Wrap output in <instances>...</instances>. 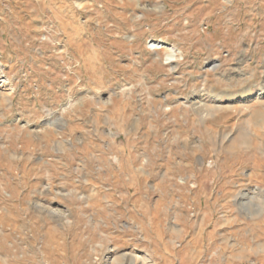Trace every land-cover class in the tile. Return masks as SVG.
I'll use <instances>...</instances> for the list:
<instances>
[{
  "label": "rangeland",
  "instance_id": "obj_1",
  "mask_svg": "<svg viewBox=\"0 0 264 264\" xmlns=\"http://www.w3.org/2000/svg\"><path fill=\"white\" fill-rule=\"evenodd\" d=\"M263 87L264 0H0V264H264Z\"/></svg>",
  "mask_w": 264,
  "mask_h": 264
},
{
  "label": "bare ground",
  "instance_id": "obj_2",
  "mask_svg": "<svg viewBox=\"0 0 264 264\" xmlns=\"http://www.w3.org/2000/svg\"><path fill=\"white\" fill-rule=\"evenodd\" d=\"M156 48L160 49L161 47H156ZM172 57L173 56L170 54L167 60H172ZM260 95L264 96V87L261 89ZM258 104H259V107L263 108L264 103L262 104L261 102H258ZM249 117L250 118L247 121L248 123L246 124V127L245 128L241 127L231 139L233 142L240 144V143H245V141L248 139H260L263 137V134H261L264 131V112L263 110L262 109L253 110L250 113ZM250 127H253L254 129H252L251 131ZM224 137L227 138L229 137V135H225ZM122 260H123L122 263L116 262L115 260L114 264H134L132 258L127 259V258L122 257Z\"/></svg>",
  "mask_w": 264,
  "mask_h": 264
},
{
  "label": "crops",
  "instance_id": "obj_3",
  "mask_svg": "<svg viewBox=\"0 0 264 264\" xmlns=\"http://www.w3.org/2000/svg\"><path fill=\"white\" fill-rule=\"evenodd\" d=\"M264 192L262 190L259 191H253L252 193H250L251 196L246 197V196H238L237 198L234 199V203L235 205L238 207V204L240 202H250L251 204L254 201H261L262 203H264ZM236 197V195H235Z\"/></svg>",
  "mask_w": 264,
  "mask_h": 264
}]
</instances>
